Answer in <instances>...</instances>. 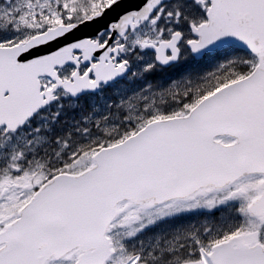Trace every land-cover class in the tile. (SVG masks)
<instances>
[{"label":"snow or ice","instance_id":"snow-or-ice-1","mask_svg":"<svg viewBox=\"0 0 264 264\" xmlns=\"http://www.w3.org/2000/svg\"><path fill=\"white\" fill-rule=\"evenodd\" d=\"M122 2L0 0V264H264V0H144L81 35Z\"/></svg>","mask_w":264,"mask_h":264},{"label":"water","instance_id":"water-1","mask_svg":"<svg viewBox=\"0 0 264 264\" xmlns=\"http://www.w3.org/2000/svg\"><path fill=\"white\" fill-rule=\"evenodd\" d=\"M143 2L144 0H123V2L116 6L112 11H110L103 20L97 22L94 29L86 33H81V35H95L97 30L107 28L110 22L118 21L123 14H126L132 10H139ZM75 38L76 37L69 36L65 40L60 41L59 43L66 44L71 42ZM58 46L59 45H52L51 47L55 48Z\"/></svg>","mask_w":264,"mask_h":264},{"label":"rangeland","instance_id":"rangeland-1","mask_svg":"<svg viewBox=\"0 0 264 264\" xmlns=\"http://www.w3.org/2000/svg\"><path fill=\"white\" fill-rule=\"evenodd\" d=\"M147 59H151V56L148 55ZM138 63H139L138 66L140 68V63L141 62H138ZM196 69L199 70V67H197ZM188 77H189V73L186 71L185 68H182L181 71H180L179 79L181 80V79H185V78H188ZM160 83H161V81H160ZM132 84H134V86H135V83H131L126 88H124V86H120V85L116 86L114 91H113L115 93L116 98H117V96H120L122 98H131L129 94L133 93V92H136L139 89V87H140V86H135L134 88H132L131 87ZM159 90L155 89V88L153 89V91L157 92V93L160 92ZM106 96H107V93L102 94V95L99 96V99L101 100V103H99V104L96 103L97 97H93V101L94 102H92L91 106H89L90 109L91 108H95L96 111H97V114H100V113L106 111V106L109 104V102H111L108 99L106 100ZM155 98L157 100H159V96L158 95ZM80 117L81 116L77 117L76 120H79Z\"/></svg>","mask_w":264,"mask_h":264},{"label":"trees","instance_id":"trees-1","mask_svg":"<svg viewBox=\"0 0 264 264\" xmlns=\"http://www.w3.org/2000/svg\"><path fill=\"white\" fill-rule=\"evenodd\" d=\"M82 108H83V109H82L81 112H82L83 114L87 113V110H89V107H88V106H82ZM68 126H69L68 123L63 124V127H64V128H67Z\"/></svg>","mask_w":264,"mask_h":264}]
</instances>
